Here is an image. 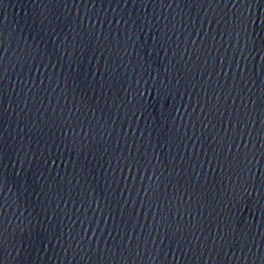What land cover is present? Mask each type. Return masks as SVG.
Returning <instances> with one entry per match:
<instances>
[{
    "label": "water",
    "instance_id": "1",
    "mask_svg": "<svg viewBox=\"0 0 264 264\" xmlns=\"http://www.w3.org/2000/svg\"><path fill=\"white\" fill-rule=\"evenodd\" d=\"M248 17L264 0H0V264H264Z\"/></svg>",
    "mask_w": 264,
    "mask_h": 264
},
{
    "label": "snow or ice",
    "instance_id": "2",
    "mask_svg": "<svg viewBox=\"0 0 264 264\" xmlns=\"http://www.w3.org/2000/svg\"><path fill=\"white\" fill-rule=\"evenodd\" d=\"M258 0H252L253 4H256ZM245 24L247 26V29H251V26L253 24H257L259 26V31L261 33H264V18L257 17L255 19L248 17L245 21ZM246 29V30H247ZM261 45L264 46V40L260 41Z\"/></svg>",
    "mask_w": 264,
    "mask_h": 264
}]
</instances>
